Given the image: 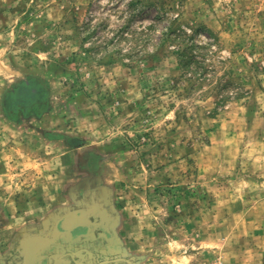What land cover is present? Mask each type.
Masks as SVG:
<instances>
[{
    "label": "rangeland",
    "instance_id": "obj_1",
    "mask_svg": "<svg viewBox=\"0 0 264 264\" xmlns=\"http://www.w3.org/2000/svg\"><path fill=\"white\" fill-rule=\"evenodd\" d=\"M81 190L134 264H264V0H0V218Z\"/></svg>",
    "mask_w": 264,
    "mask_h": 264
},
{
    "label": "flooded vegetation",
    "instance_id": "obj_2",
    "mask_svg": "<svg viewBox=\"0 0 264 264\" xmlns=\"http://www.w3.org/2000/svg\"><path fill=\"white\" fill-rule=\"evenodd\" d=\"M24 86L17 88L12 96L17 104L27 105L39 92L37 89L30 91L31 87L27 90ZM76 199L80 202L53 214L41 233V238L48 240L47 245L40 250L46 243L43 241L45 243L38 249L41 252H35L32 257H24L26 251L22 244L35 232H29L20 243L17 241L20 246L17 248L13 246L15 231L9 234V229L0 225V247L6 249L5 264H134L130 258L119 255L120 247L113 234L111 214L104 198L81 190ZM34 227L41 228L40 225Z\"/></svg>",
    "mask_w": 264,
    "mask_h": 264
},
{
    "label": "crops",
    "instance_id": "obj_3",
    "mask_svg": "<svg viewBox=\"0 0 264 264\" xmlns=\"http://www.w3.org/2000/svg\"><path fill=\"white\" fill-rule=\"evenodd\" d=\"M29 116H34V117H38L39 114H31V113H21L19 115H17L15 117V120L17 121H21L24 119H27V117ZM33 221H28L25 223H20L19 225H12L11 223H7V221H4L0 218V225H4L5 227H7V229H9V234L12 233V231H15L16 234V241L14 243L13 246H17V248H20V246L18 247L17 241L20 243L21 239L25 238L27 235H29L31 233H34V236H32L31 238H28L25 242V244L23 245V248L25 249L26 253L24 255V257H32L35 255V252H41L39 251V245H41L42 243H45L40 250L44 249V247L47 245V239L41 238V233L43 232L45 226L47 225V223L45 225L40 224L41 228L36 229L37 227H34L35 225L32 224ZM32 230V231H30ZM45 241V242H43ZM49 245V244H48ZM12 246V247H13ZM25 246V247H24ZM6 253V249L2 248V246L0 247V264H5V262L3 261V257L4 254ZM40 255H38L39 257ZM35 263V262H34Z\"/></svg>",
    "mask_w": 264,
    "mask_h": 264
},
{
    "label": "trees",
    "instance_id": "obj_4",
    "mask_svg": "<svg viewBox=\"0 0 264 264\" xmlns=\"http://www.w3.org/2000/svg\"><path fill=\"white\" fill-rule=\"evenodd\" d=\"M191 45L185 46L182 48H177L178 49V62L182 67H185L188 65L190 61H192V53H191Z\"/></svg>",
    "mask_w": 264,
    "mask_h": 264
}]
</instances>
